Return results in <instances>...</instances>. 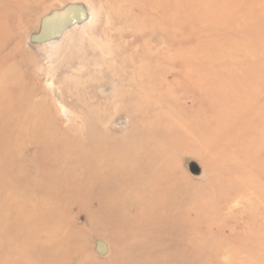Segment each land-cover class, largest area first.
Segmentation results:
<instances>
[{
	"label": "rangeland",
	"instance_id": "obj_1",
	"mask_svg": "<svg viewBox=\"0 0 264 264\" xmlns=\"http://www.w3.org/2000/svg\"><path fill=\"white\" fill-rule=\"evenodd\" d=\"M0 71V264H264V0H0Z\"/></svg>",
	"mask_w": 264,
	"mask_h": 264
},
{
	"label": "water",
	"instance_id": "obj_2",
	"mask_svg": "<svg viewBox=\"0 0 264 264\" xmlns=\"http://www.w3.org/2000/svg\"><path fill=\"white\" fill-rule=\"evenodd\" d=\"M87 19V11L80 4H69L61 10H56L44 17L40 23L38 34L32 37L37 44L47 43L59 39L63 33L73 26L84 23ZM189 170L197 175L200 170L196 164H191ZM96 252L105 255L108 251L106 244L102 241L96 242Z\"/></svg>",
	"mask_w": 264,
	"mask_h": 264
},
{
	"label": "bare ground",
	"instance_id": "obj_3",
	"mask_svg": "<svg viewBox=\"0 0 264 264\" xmlns=\"http://www.w3.org/2000/svg\"><path fill=\"white\" fill-rule=\"evenodd\" d=\"M6 43H8V42H6ZM6 45H7V44H6ZM6 45H4V46H6ZM2 59H3V58H2ZM5 61H6V60H5ZM2 62H3V60H2ZM29 63H30V62H29ZM3 68H4V67H3ZM15 69H16V68H15ZM4 70H6V69L4 68ZM0 72H1V71H0ZM5 72H6V71H5ZM10 72H11V71H10ZM10 72L8 71V73H10ZM16 73H19V72L17 71ZM13 74H15V71H13ZM13 74H12V76H13ZM3 76H4V75H3ZM19 76H20V75H19ZM5 77H6V76H5ZM15 77H16V76H15ZM17 77H18V76H17ZM17 79H19V78H17ZM20 79H21V78H20ZM0 81H1V82H0L1 85H3V84L5 85V84H6V82H5L6 79H5V78H3V79L1 78ZM8 82H9V81H8ZM8 82H7V83H8ZM8 85H9V84H8ZM2 87H3V86H2ZM7 87H8V86H7ZM5 88H6V87H5ZM1 89H2V88H1ZM0 91H1V90H0ZM2 91H3V90H2ZM2 91H1V92H2ZM4 91H6V90H4ZM4 91H3V93H4ZM7 91H8V89H7ZM3 93H0V94H3ZM20 93H21V92H20ZM22 97H23V96H22ZM2 98H4V97H2ZM28 101H29V100H28ZM13 102H14V101H13ZM24 104H25V103H24ZM27 109H28V108H27ZM35 109H36V108H35ZM19 110H20V109H19ZM22 110H23V109H22ZM1 112H3V111H1ZM24 114H25V113H24ZM26 116H27V115H26ZM27 117H28V116H27ZM30 118H31V117H30ZM26 119H27V118H26ZM13 121H14V120H13ZM14 122H15V121H14ZM15 123H16V122H15ZM21 127H22V126H21ZM52 155H53V154H52Z\"/></svg>",
	"mask_w": 264,
	"mask_h": 264
}]
</instances>
